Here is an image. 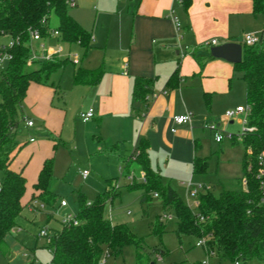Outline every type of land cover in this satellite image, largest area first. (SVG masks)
<instances>
[{
	"label": "crops",
	"instance_id": "0c3cea01",
	"mask_svg": "<svg viewBox=\"0 0 264 264\" xmlns=\"http://www.w3.org/2000/svg\"><path fill=\"white\" fill-rule=\"evenodd\" d=\"M75 1V6H69V12L92 33V42L86 54L79 43H69L80 45L84 57L75 59L64 88L68 91L70 88L75 96L81 97V112L93 109L94 117L84 121L85 128L95 139L93 145L97 150L107 148L119 160L125 159L128 163L130 156L139 152L141 140H146L151 166L161 178L160 170L172 166L175 170L186 167V172L193 169V173L198 174L194 172L195 157L207 159L200 149L202 129H206L200 126L201 122L212 108L214 94L231 93L236 71L234 63L211 55L210 47L214 45L210 42L214 38L217 44L241 42L237 36L246 29L262 33L264 14L254 13L253 0H190L188 5L180 0ZM172 9L181 22L179 29L171 16ZM47 39H50L49 47L63 41L56 36ZM111 46L117 50V55L108 61L106 54ZM79 66L103 68L100 82L76 84L74 71ZM176 70L180 80L174 87L168 85V81ZM139 77L152 80L147 108L145 102H134V85ZM60 86L59 82L58 87L62 88ZM58 92L62 91H57L54 82L32 83L24 101L33 109L40 136L50 130L65 143L62 136L68 123L70 101L65 93L63 101L55 103ZM241 105L240 100L236 107ZM185 113H191L192 122L176 123L175 116ZM28 117L34 121L33 117ZM234 121L235 118L230 119L231 123ZM77 134L75 127L74 143L80 141ZM56 140L34 138L30 144H24L14 158L12 167L24 171L28 185L37 180L43 162L56 152ZM131 162L126 172H143L138 163L139 171L133 169ZM190 180L194 182L192 177ZM203 184L213 187L205 180ZM17 228L20 229V225Z\"/></svg>",
	"mask_w": 264,
	"mask_h": 264
},
{
	"label": "trees",
	"instance_id": "16d2710c",
	"mask_svg": "<svg viewBox=\"0 0 264 264\" xmlns=\"http://www.w3.org/2000/svg\"><path fill=\"white\" fill-rule=\"evenodd\" d=\"M185 5L190 0H183ZM255 14H264V0H253ZM57 25L52 27V16ZM38 31L43 38L54 31L68 43H79L85 54L91 47L92 33L84 28L69 12L67 0H0V39L7 35L14 41L9 48L12 58L8 66L0 71V245L6 236L19 225V218L25 208L23 198L28 190L24 171L14 169L12 162L24 144L16 139L20 127L19 111L32 83L48 84L51 76L70 60L54 55L47 60H36L28 66L32 52L31 34ZM243 60L234 64L236 71L247 84V101L250 106L248 125L252 127L243 138L244 153L242 171L244 189H223L218 195L211 190L201 192L198 211L184 201L179 192L163 182L155 174L149 156V143L141 140L135 160L146 175L141 183L133 181L131 186H142V201L151 193H157L165 200V206L172 205L178 217L177 236L189 235L206 241L208 253H215L219 263L225 258L236 261L264 257V28L261 39L253 45H243ZM104 74L103 68L87 69L79 66L74 71L76 84H97ZM179 72L170 77L168 85L178 86ZM152 80L136 78L134 102L149 104ZM145 108V109H146ZM143 116L144 113H140ZM129 164H127L128 166ZM208 171V160L196 156L194 172ZM54 174V156L47 158L33 184V192L27 206L36 210L34 201L53 205L57 194L49 185ZM115 182L108 181L105 189L98 192L93 201L79 195L80 207L76 214L77 223H63V227L52 233L49 244L53 259L58 264H102L106 253L120 255L127 245L137 247L136 264H151V255L164 254L162 247L148 249L143 239L125 223H114L105 208L111 198L119 195ZM162 223L156 224L154 232L162 233ZM142 252L146 254L144 262ZM156 264V261L153 260ZM193 264H203L196 262Z\"/></svg>",
	"mask_w": 264,
	"mask_h": 264
},
{
	"label": "rangeland",
	"instance_id": "374dc122",
	"mask_svg": "<svg viewBox=\"0 0 264 264\" xmlns=\"http://www.w3.org/2000/svg\"><path fill=\"white\" fill-rule=\"evenodd\" d=\"M51 25L52 27L57 25L55 15L52 16ZM263 28L264 25L261 29ZM247 33H253L261 37V32H252L246 29L237 36L238 41H241L239 43L244 42ZM9 40L10 38L4 35L0 39V44L5 45ZM44 41L47 46H50V39ZM39 43L40 41H35L34 46L41 53L42 49L39 47ZM51 45H54L55 49L61 47L59 56L62 59L70 58L66 65L57 71L58 73L55 72L51 76L48 83L52 84L54 82L57 91L60 89L62 91L56 95L55 103L62 102V96L65 93L70 101L68 123L62 136L65 143L61 141V138L58 139V134L50 130L46 132L47 134L40 136L37 118L27 101L23 102L19 111L20 127L16 132V139L20 144H30L31 137L57 139L56 152L53 154L54 174L49 185L50 190L57 194V199L53 205H45L44 207H42L41 202H38V209L33 211L27 206L34 184L33 180L30 181L23 198L25 208L19 218L21 228H16L9 233L4 243L0 245V264H36L37 261L41 264H58L53 259V249L47 237L41 236L40 231L46 227L52 233L61 229L64 220L70 214L76 216L80 207V193L84 194L87 201H93L98 192L105 189L108 181L115 182L114 188L120 190V193L107 202L105 214L114 223L127 224L139 238L143 239L144 246L148 249L162 247L164 250L163 260H158L154 253L150 256L152 261L155 260L156 264H170L171 262L193 264L203 261L206 262L205 264H218L219 257L215 253H208L204 247L196 245L197 238L182 235L179 239L176 233L178 225L176 211L172 205L165 206L163 197L151 193L145 201H142L143 187L131 186L133 181L125 175H129V173L126 172L123 175L119 169L120 165H126L125 159L119 160L107 148L97 150L93 145L95 139H93L89 130L85 128L86 124L80 116L82 111L81 97L75 96L70 88H67L69 91L64 88L69 80V73L74 69L75 59L77 57L78 59L83 58L84 50L80 45H70L66 41H59ZM116 55L117 50L111 46L106 54L107 60L109 61L111 57L114 58ZM8 63L9 61H6L5 67L8 66ZM233 76L231 93L214 94L212 108L207 111L200 126L203 127L206 121L220 123L222 130L241 134L239 138L235 139V143H233L234 140L228 139L218 143L211 131L202 129L204 135L200 140V149H203V153L207 156V173L195 175L193 169L186 172V167L175 170L173 166L166 170H160L163 182L172 185L194 212L198 211L196 198L188 195L187 186L185 185L191 177L196 183H203V180L212 183L211 191L215 195H218L223 189L240 190L245 188L242 179V158L245 150L242 144V120L244 117H235V121L231 123L230 119L225 117V113L228 109H235L240 100L242 105L248 106L247 84L239 71H234ZM59 82L62 88L58 87ZM28 116L34 118V126L27 125ZM75 127H77L79 143L73 142ZM34 162L35 158L31 164ZM131 165L133 169L139 171L136 161H132ZM154 167L157 168L156 165ZM85 171L87 172L86 177L83 175ZM136 182H143L140 172H137ZM62 200H66L68 204L66 206L61 205ZM158 223L163 224L164 231L162 233L154 232V227ZM137 252L135 245H127L120 255L115 256L106 253L103 264H136ZM142 257L146 262L147 256L143 252ZM236 262H239V264H264V257L252 260H244L240 257L236 261L225 258L222 264H236Z\"/></svg>",
	"mask_w": 264,
	"mask_h": 264
},
{
	"label": "built area",
	"instance_id": "2783aa9c",
	"mask_svg": "<svg viewBox=\"0 0 264 264\" xmlns=\"http://www.w3.org/2000/svg\"><path fill=\"white\" fill-rule=\"evenodd\" d=\"M181 2L183 0H180ZM68 5L69 6H75L76 5V1L75 0H67ZM171 16L176 24V27L179 29L181 27V22L179 20V18L174 14V9L171 10ZM51 36H56L59 37V32L58 31H54L53 34ZM50 36V37H51ZM31 39H32V52H31V56L28 59V65L31 67L33 66L34 62L36 60H47L52 58L54 55H59L61 47H59L58 49H55V47H49L47 46V43L44 41L45 38H43L40 33L38 31H33L31 34ZM261 37L256 36L253 33H247L245 35L244 38V43L247 45H253L256 44L260 41ZM35 41H40L39 43V47L42 49L41 53H39L35 46L34 43ZM217 39H212L210 42V45H216L217 44ZM14 44V41L12 39L9 40V42L5 45H1L0 44V71H2L5 68V63L6 61H9L12 58V54L9 51V48H11V46ZM242 114L243 115V132H242V138L244 136V134L248 131L251 130L252 127H250L248 125V118H249V114H250V106H237L235 109H228L225 113V117L227 119H234L237 115ZM81 118L83 121H88L89 119L94 117V112L93 109H89L87 111L81 112L80 114ZM175 122L178 124H183V123H191L192 122V115L191 113H185L182 115H178L175 116ZM26 123L28 126H33L34 125V121L32 119L27 118ZM204 127L208 130H210L213 135H214V139L216 142H222L225 139L228 140H235L237 138H239V135L241 134H236L234 132H230V131H225L221 129V124L220 123H215V122H206L204 124ZM175 130V129H174ZM31 140H34V138H32ZM139 152L137 153H133L130 156L129 162L126 163L125 166H121L120 167V171L124 174L127 171V164H129L131 161H135L137 159V155ZM260 164L262 166L263 165V159L262 157H260ZM264 172V171H263ZM127 173H129V175L126 174V176H128L132 181H135L137 178V174L130 170ZM84 177L87 176V172H83ZM141 179L145 180L146 179V175L144 172L141 173ZM187 192L189 196H193L196 198V204L197 207L199 205V195L201 192H205V191H209L211 190V186L207 185V184H203V183H195L192 180H189L187 183ZM0 186H1V182H0ZM155 196H158L157 193H155ZM39 201H34V206L37 208ZM68 203L66 200H62L61 201V205L66 206ZM42 207H44V205L42 204ZM68 222H74L77 223V219L76 216H73L72 214H70L65 220L64 223H68ZM40 235L41 236H45L47 237L48 241L50 242L51 237H52V232L49 231V229L43 228L40 231ZM196 245L198 246H202L206 249V241L204 239H199L196 243ZM156 258L158 260H162L163 255L161 253H156ZM206 262H203V264H205ZM36 264H41L40 262H36ZM103 264V261H102ZM236 264H239V262H236Z\"/></svg>",
	"mask_w": 264,
	"mask_h": 264
},
{
	"label": "water",
	"instance_id": "95a60500",
	"mask_svg": "<svg viewBox=\"0 0 264 264\" xmlns=\"http://www.w3.org/2000/svg\"><path fill=\"white\" fill-rule=\"evenodd\" d=\"M243 44L239 42H225L211 47V55L217 58H223L234 64L243 60ZM151 264H155L154 261Z\"/></svg>",
	"mask_w": 264,
	"mask_h": 264
}]
</instances>
